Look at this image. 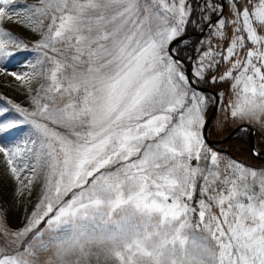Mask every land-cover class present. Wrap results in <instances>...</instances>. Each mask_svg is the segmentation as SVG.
<instances>
[{"label": "snow or ice", "instance_id": "6c2138e0", "mask_svg": "<svg viewBox=\"0 0 264 264\" xmlns=\"http://www.w3.org/2000/svg\"><path fill=\"white\" fill-rule=\"evenodd\" d=\"M0 77V264H264V168L206 136L264 129V0H0Z\"/></svg>", "mask_w": 264, "mask_h": 264}, {"label": "rangeland", "instance_id": "374dc122", "mask_svg": "<svg viewBox=\"0 0 264 264\" xmlns=\"http://www.w3.org/2000/svg\"><path fill=\"white\" fill-rule=\"evenodd\" d=\"M36 2H37V0H18V3H20V4H35ZM4 26L7 29L11 30L14 35L19 36L21 39H26V40H28V42H31L34 39V37H32L28 32H26L24 29H22L20 27H17V25L14 23L9 22V23H6ZM196 32H198V31H196ZM192 38H198V37H192ZM202 38H203V36H202ZM10 67H13L14 70H16L18 72L26 70L23 66H21L19 68H15L14 66L10 65ZM12 81H13L12 77H0V94H3L5 96L11 98L13 101L20 103L23 106H28V101H27L26 95L24 94L23 90L19 89L17 87V85ZM9 82H12V83L9 84ZM253 127L254 128L258 127L259 129H261L259 126H256V125H253ZM261 130L264 131V129H261ZM213 148L220 151L221 153L225 154L226 158L230 157V158L244 164L243 162H241L240 160H237L236 158L232 157L228 153L221 151L220 146L213 147ZM244 165H246V164H244ZM246 166H248V165H246ZM252 168H254V167H252ZM257 169H260V168H257ZM13 188H14V184H13L11 178L7 175L5 166L3 165L2 162H0V196H2L5 207L12 204L11 193H12ZM20 222H21V213L18 211L12 210L10 212V215H9L10 225L12 227H18L20 225Z\"/></svg>", "mask_w": 264, "mask_h": 264}, {"label": "trees", "instance_id": "16d2710c", "mask_svg": "<svg viewBox=\"0 0 264 264\" xmlns=\"http://www.w3.org/2000/svg\"><path fill=\"white\" fill-rule=\"evenodd\" d=\"M197 30L193 28L192 26H189L187 32H196ZM204 37V36H203ZM203 38H192L191 42L192 44H196L199 40ZM216 91L223 90L222 88H211ZM224 120V112L218 108V113L216 116L215 121L210 127V137L212 139H220L228 136L235 127H237V124H234L232 122L223 123L221 126V123ZM256 128V137H255V144L259 151L264 150V132L263 130ZM218 146H221L227 150H229V155L236 158L237 160H240L244 164L254 167V168H264V154L261 155V157H256L253 154V151L251 149L250 141L248 138V134L246 131H241L238 133L237 136L232 138L230 141L226 143H222Z\"/></svg>", "mask_w": 264, "mask_h": 264}, {"label": "water", "instance_id": "95a60500", "mask_svg": "<svg viewBox=\"0 0 264 264\" xmlns=\"http://www.w3.org/2000/svg\"><path fill=\"white\" fill-rule=\"evenodd\" d=\"M203 35H204V33H201L199 31L198 32H187L186 33V36H188L190 38H192V37L201 38ZM207 91L209 93L215 92V90L211 89V88H208ZM217 111H218V108L216 110L210 112V114H209V121L210 122H209L207 130H206L207 141L212 147H216L218 144H222V143L228 142L229 140H231L232 138L237 136V134L240 132V130H238V127H236L235 129H233V131L228 136H226L224 138H220V139H212L210 137V135H209V130H210V127L213 124L215 118H216ZM247 132H248V138L250 140L252 151L254 152V150H255L257 152L262 153L261 155H263L264 154V150L263 151H259L257 149L256 145H255L256 129L253 126H249L248 129H247ZM220 150L223 151V152L229 153V150H226V149H223V148H221ZM261 155H259V156L255 155V156L256 157H261Z\"/></svg>", "mask_w": 264, "mask_h": 264}]
</instances>
